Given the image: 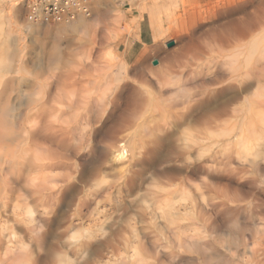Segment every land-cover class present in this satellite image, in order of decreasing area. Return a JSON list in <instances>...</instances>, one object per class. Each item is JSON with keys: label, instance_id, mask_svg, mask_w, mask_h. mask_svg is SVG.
Listing matches in <instances>:
<instances>
[{"label": "bare ground", "instance_id": "1", "mask_svg": "<svg viewBox=\"0 0 264 264\" xmlns=\"http://www.w3.org/2000/svg\"><path fill=\"white\" fill-rule=\"evenodd\" d=\"M190 1L153 0L147 6L153 30H170L187 13H195L193 24L200 18L206 26L199 32L190 28L192 34L186 33L181 47L160 63L148 65L143 50L134 60L132 77L119 78L112 71L120 60L106 63L111 71L108 86L102 87L103 92L100 87L102 93L96 98L91 91L81 97L79 91L85 90L80 89L69 104L52 96L62 102L56 101L57 105L50 102L51 91L37 94L34 89L24 94L22 107L13 100L9 85L0 82V264H37L50 235L60 243L48 254L46 264H117L108 255L121 241L128 247L132 243L133 252L120 253L124 261L120 256L118 264L128 260L146 264L145 255L153 257L154 264H264V227L257 223L261 233L248 232L244 228L248 224H241L246 216L240 222L239 215L246 206L239 213L236 207L243 202L239 197L243 184L237 175L251 176L250 171L264 168V0H233L231 15L221 13V0H214L209 16L198 14L206 4L192 6ZM216 16L217 21H211ZM91 17L81 15L59 25L63 30L74 28V23ZM84 23L78 28H89ZM4 56L10 57V51ZM7 58L0 65L3 69L10 66L5 65L8 60L10 64ZM129 62L120 63L118 70L129 68ZM234 178L241 182L238 191L232 185ZM262 178L257 180L264 183ZM72 189L74 195L66 202ZM113 193L115 202L108 208L104 198ZM190 217L202 224L208 220L207 226L200 225L220 232L217 220L225 218L228 227L223 226L228 230L222 229L227 234L208 237V230L202 236L197 229L181 241L184 256L175 248L182 256L168 251L165 258L158 257L156 252L167 246L160 248V238L152 239L160 236L161 224L157 226L156 220L164 221V230L173 235L184 229ZM117 225L124 227L116 230ZM113 252L111 256H116Z\"/></svg>", "mask_w": 264, "mask_h": 264}, {"label": "rangeland", "instance_id": "2", "mask_svg": "<svg viewBox=\"0 0 264 264\" xmlns=\"http://www.w3.org/2000/svg\"><path fill=\"white\" fill-rule=\"evenodd\" d=\"M152 1L153 0H97V5L95 7L94 14L91 18H86L84 20H80V21L74 23L76 25L73 24L74 28H70V27L67 28L66 27V29L63 30L62 26L59 24H57V25H45V24L32 23L31 21H29L25 17V11H24V7L22 5L21 0H0V51H1L0 52V54H1L0 60L2 59L1 57H3V59L0 62V65L4 64L6 62L5 59L7 58V56L5 57L4 55L6 54L7 51H8V53L10 51V57H8L10 59V64L8 63L9 62L8 58H7L8 61L5 64V65H10L9 66L10 68L9 67L6 68V66L4 65L5 68L3 69L2 68L3 66H0V68H2L0 70V75H2V77H0V78L3 79V80L0 79V82L4 81L5 83H7V85H9L8 88L11 91L13 90L12 91L13 92V96H12L13 100L15 101L16 105L22 106V107L24 106L23 105L24 103H22V102L26 101L24 94H27L29 92V90H34V89H35V91L38 90L37 94H42L45 91L46 92L51 91L50 92V95H51V101L50 102L51 103L55 102L57 105L61 104L62 102L59 103L58 100H56L59 103L58 104L56 101H54L55 98L60 99V100L64 98L63 99L64 101L62 100L63 103L69 104L70 101L75 98V93L77 94V92L80 89H83L87 92V94H84V93H86L85 91L81 90V93L79 91V94H81L80 95L81 97L84 98L85 97L84 95H88V93L94 92L93 94L92 93L91 94L95 95V98H96L97 96H99L103 92V90H105L104 88H107V86H108L107 85L108 82L106 79L109 78V76H110L109 73L111 72V71L109 72L108 66L105 67V65H107L108 62L109 63L114 62L117 64L120 60V62L114 66L112 71L115 74H117L116 72H118L119 78L120 77L122 78V76L123 77H129V75H131V77H132V72L134 71V68L136 67L135 65H137L136 63H134V60L137 58V56L143 50H147L145 52L144 57H145V61L148 65H154L153 61H156V60L158 61V63H160L161 59H163L166 56V54L174 51V48L178 49V47L179 48L181 47L182 43L188 38V35H189L188 32H191L190 34H192L191 29H193L194 32H199L206 26L207 22L201 23L199 20L200 18L196 19L197 24L196 23L193 24L194 22L192 23L191 18H192V15H194L195 13H192V15H191V13H187V14L181 15V17H180L181 20L179 18L178 21H176L178 23L175 22L174 25H176V27L173 26L174 28L171 27L170 30L166 29L167 27H165L164 31H162L164 33H162V32H160L161 34L156 33L155 29L153 30L154 26L152 25V23H149L151 21L150 20L151 17L149 14L150 12L148 13L149 10L147 9V8H149L147 6H150V3ZM194 1H195V3H193ZM194 1L193 0L190 1L192 6H194L198 2L202 6H204L205 4H206L205 6L208 5L207 7H205V6H204V8L202 7L201 8L202 10L200 9V6L197 5V9H199V11L201 10V12L198 14H200L202 16H209L210 15L209 10L213 5L211 2L212 1L214 2V0H210V2H209V0H199V1L194 0ZM207 2H209V3H207ZM209 6H211V7L209 8ZM186 15H188V17ZM196 17H194V18H196ZM217 18H218V16H216L211 21H217ZM189 19H191V21H189ZM198 20H199V22H198ZM80 22L82 24L85 22L84 24L89 25V28L86 27V29H84V30L79 29L78 25H82ZM191 26H194V27L196 26V28H194V27L192 28ZM179 27H181V28H179ZM182 28H183V30L186 29L185 31H187V30L188 31L187 32L181 31ZM61 30H63V31H61ZM154 33L156 34V36H155L156 39L154 38ZM184 33H185V35H187V34L188 35L185 37ZM180 34H182V35H180ZM157 37H159V38H157ZM171 40L172 41L175 40V44L172 47H168L166 43L170 42ZM158 42H160V45H158L159 44ZM5 49L6 50L8 49V50L4 51ZM129 59H130V62H129L130 63L129 68L130 69L127 68L129 71L127 69H126L127 70L126 71L123 68H121L122 71L118 70V69H120L119 68L120 63L122 64L125 60H129ZM87 60H90V61H87ZM95 62L97 63V65ZM120 67H121V65H120ZM83 68H84V70H83ZM223 70L224 69H222V71L219 74H223L222 73ZM98 73H99V75H97ZM61 74L64 76H62ZM121 74H122V76H121ZM59 76L62 77V78H60L61 80L59 79ZM85 76L87 78H85ZM76 77H78V78H76ZM34 78L36 81H34ZM53 78H54V80H57V81L59 79V81L58 82L53 81ZM7 79H8V81H7ZM64 79H66V80H64ZM78 79L80 82L82 81L81 82L82 84L79 82V85L75 86L74 80L76 81ZM51 80L53 83L51 82ZM95 80H99L100 82L98 81V82H95V84H94ZM102 80L104 81V83ZM49 81L51 84L49 83ZM63 81H66V82H64L66 85L64 83H62ZM101 81H102V83H101ZM35 82L38 85H36ZM60 82L62 83V85L60 84ZM48 83H49V85H48ZM55 83H59V84H57L58 86L54 85ZM71 84H73V85H71ZM84 84H85V86H84ZM86 84H88V85H86ZM90 84H91V86H89ZM98 84H99V86H98ZM31 86H32V88H30ZM33 86L34 87L36 86V87L33 88ZM71 86H74L76 88H73ZM80 86H83V87H80ZM111 86H112V84H111ZM100 87L102 89V92L100 91L101 90ZM102 87H104V88H102ZM71 88H72V90L74 89V91L72 92V95H71V91H72ZM96 88H98V90ZM18 92H19V94H18ZM52 92H53V94H52ZM96 93H97V95H96ZM79 94L76 96L80 97ZM54 95H55V98L53 99L52 96H54ZM14 96H15V99L18 98V96H19L20 101H18V99L16 101L14 99ZM23 97H24V100H23ZM26 97H27V95H26ZM67 97H69V100H67L68 99ZM65 99H66V101H65ZM17 103H20V104H17ZM263 112H264V109H263ZM259 115H261V114H259ZM257 116L258 115L256 114V117ZM258 118H260V116ZM253 120H254V118H253ZM254 121H255V123L256 122L258 123V121H256V120H254ZM257 123H256V125H257ZM222 125H224V124L222 123ZM260 125H258V126H260ZM253 171L257 172V174L259 175V178H258V175L256 173H253ZM253 171H250L251 176H247V175H249V173L242 174L241 177H238L241 174L237 175L236 178H240L241 180L237 179L238 180V182H237L236 178H234L232 185L235 186V187L233 186V188L234 189L236 188L237 191L240 188H241L242 192L244 191L243 193H241V191L239 190L240 195H243V197L240 196L239 193H238V195H239L240 199H243V202L239 203L240 207H238L239 205L236 206L237 210H239L238 213L240 211L243 212L242 210H244V209H245V211L247 210L246 212L244 211L245 214L239 213L240 219L242 217L240 222L242 220L244 221L245 216H246V220L244 222H242L241 224L244 225L245 223H247L249 225L250 222H253L254 224L253 223L252 224H253V228L254 227L256 228V229L254 228L255 230L251 228L252 224L249 225V227L251 229L249 228V230H248V225H247V228L244 225V228L247 229L248 232L250 231V233H253L252 230L255 233H261V232H264V228H263L264 226H262V224L264 225V222H263V220H264L263 206L264 205L262 206V203L264 204V193H263L264 192L263 191L264 190V187H263L264 183L262 182L263 183V185H262L260 180L262 177H264V174H261L262 172L264 173V168L262 169V172H261V170H253ZM252 174L255 175V178ZM244 176L246 178H244ZM224 177H227V176H224ZM253 178L255 181H253ZM223 179L226 180L225 178H223ZM242 179H244V180H242ZM251 179H252V181H251ZM257 179H260V180H257ZM235 180H236V182H235ZM239 180L242 181V183ZM253 182H256V183H253ZM240 183L245 185V186H243V185L241 186ZM244 183H246V184H244ZM250 183H252L251 185L254 184L256 186H251ZM238 184L240 185V187ZM232 185H230V186H232ZM249 185L253 189L249 188ZM230 186H228V187H230ZM259 186L260 187L262 186V187L260 188ZM153 187H155V188L157 187L159 189V186L155 185ZM221 187L224 189L225 186L222 185ZM238 187H239V189H238ZM258 187H259V189H258ZM155 188H153V189L156 190ZM233 188H230V189L232 191H234ZM230 189H225V190L230 191ZM245 189L248 193H246ZM249 189L251 190V192L252 191L253 192L251 193ZM255 189L258 191L259 194H257V191ZM260 189H262V190H260ZM253 193L257 194L256 197ZM250 194H251L250 197H247V198L245 197V196H249ZM257 196H258V198H257ZM244 197L246 199L249 198L248 200L245 201V203L246 202L248 203V201L250 200L249 203L253 204V202L256 199H257V202H259L261 200V203L254 202V204L258 208H256L254 204H253L254 207L252 206V204L250 205L249 203H248L249 205L247 203L245 205V203H244L245 198ZM114 199H115V193L104 198V205H106V206H108V208H110V206H112L115 202ZM21 204H23V203H21ZM241 204H242V207H241ZM258 204H260V205H258ZM244 206H246V207L244 208ZM247 206H248V208H250V210L247 208ZM251 206L253 207V209L256 213L253 212V209H251ZM240 208H244V209H240ZM256 209L258 211H256ZM259 209H260V211H259ZM248 210L250 211V214H249ZM257 213H261V215L257 214ZM241 214H243L244 216ZM251 214H252V216H251ZM255 215H256V218H254ZM247 216L248 217L251 216L252 219H251V217L247 218ZM259 216L261 219H259ZM190 218L191 219H187L186 221H184L185 225L184 226L182 225L184 227V229L182 231L180 230V233L184 232L185 236L183 233L180 234L179 231L175 232L176 236L173 232H172L173 235L171 233L166 232L164 230L166 228V227H164V224H165L164 221L158 222L157 221L158 219L156 220L157 226H159L161 224L159 226V228H160L159 233L160 234L158 233L160 236H157L156 234L155 235L152 234V236L154 235L157 237L153 236L155 239L152 237L151 238L153 240H158L160 238V241H157V243L160 242V244L162 241L161 245L158 243L160 248L162 246L163 247L167 246L163 250L159 249V251H162V252L164 250H167V251H164V253L156 252L158 257L161 256V258L163 259V257L165 258V254H169L168 251L171 253L172 252L174 253L175 252L174 250H176V249H177L176 252L181 253L184 256L186 249H185V247L183 248V246L181 245V244H183V242H181V241H183L186 238H189L190 236H192V234H195V232H197V229L199 230L198 232L203 233L202 236L204 234L207 235V233H209L208 237L212 236V235H213L212 237H214V235L215 236L217 234L219 235V233L222 234L224 231H225V234H227V231L222 229L223 223L225 224V226L228 227V224H227V221L225 218L221 219L222 221L224 220L225 222L224 221L222 222L221 220H217V223H218L217 227H219V225H221L219 227V230H222L221 232L218 230H214L215 228L213 229L211 226L206 227L208 224V220L206 222H204L206 224H204V223L202 224L201 222L197 221L196 218H192V217H190ZM257 218H258V220H257ZM254 219L257 222H255ZM189 220H190V222H189ZM192 220L194 223L191 222ZM184 222L182 224H184ZM195 222H196V224H195ZM200 223L202 225H206V226H202V225H200ZM257 223L259 225L262 223L260 225L263 228L261 232H259L260 231L259 229H261V227L258 226ZM255 224H257V226L260 228H257L255 226ZM188 225H191L190 227L193 226L192 228H194V229L192 230ZM194 225H197L198 228H195ZM198 225H200V226H198ZM119 226L121 228H119ZM119 226L118 225L115 226L116 227L115 229L121 230L122 227H124L121 225H119ZM225 226H223V228ZM209 227H211V228H209ZM227 227H225V228L228 230ZM188 228H190V229H188ZM154 229H157V228L155 227ZM185 229H187V231ZM212 229H213V232H212ZM82 230L84 231V234H82V235L85 236L86 231L84 228ZM200 230H202V231H200ZM207 230L209 232L205 233L204 231H207ZM161 231H162V233H161ZM247 231L244 230V232H247ZM188 232H190V234H188ZM177 233H179V234H177ZM127 235H129V234H127ZM179 235H181V236H179ZM186 235H188V236L186 237ZM148 237L150 238V236H148ZM56 238H57L56 235H50L48 237V239H46L45 246H44L45 248L43 251L44 253H42L40 255L39 259L36 262L37 264H46L48 254L52 253V251L55 250L58 247L57 245L60 243V241L57 240L58 238L57 239ZM156 238H158V239H156ZM170 239H171V241H170ZM167 240H168V242H167ZM123 242L121 241L118 243V246H116V249L114 250V252L112 250V252L115 253L116 256L114 254H112V256H113V258H112V256H111L112 252L110 253V255H108L110 257V259L116 260L115 261L116 263L121 262V260L124 261V259H122L123 254L127 255L126 253L132 254L131 252H133V251H131V249L133 247L132 248L130 247V244L132 245V243L129 244V247H130L129 248L127 243L126 242L123 243ZM125 243H126V245H125ZM178 247L183 249L182 250L183 253L180 252L181 250L180 251L178 250V249H180ZM117 249H118V251H117ZM169 249H171V251ZM116 251L119 253H117ZM120 253L121 254L123 253L122 256ZM178 253H176L177 256L180 255ZM186 254H187V252H186ZM120 256H121V260H120ZM147 256L148 255H145L146 258L143 256L144 262L145 263L147 262L146 264H154L153 263V261H154L153 257L148 256L149 258H147ZM180 256H182V255H180ZM128 261L130 262L131 260H128ZM128 261H127V264L129 263ZM132 262L133 261H131L130 264H134V262L133 263ZM110 263H111V261H110ZM139 263H141V262H139Z\"/></svg>", "mask_w": 264, "mask_h": 264}, {"label": "built area", "instance_id": "3", "mask_svg": "<svg viewBox=\"0 0 264 264\" xmlns=\"http://www.w3.org/2000/svg\"><path fill=\"white\" fill-rule=\"evenodd\" d=\"M25 17L32 23L57 25L81 15L91 17L97 0H21Z\"/></svg>", "mask_w": 264, "mask_h": 264}, {"label": "snow or ice", "instance_id": "4", "mask_svg": "<svg viewBox=\"0 0 264 264\" xmlns=\"http://www.w3.org/2000/svg\"><path fill=\"white\" fill-rule=\"evenodd\" d=\"M233 8H234L233 0H221V2L219 4V10L221 13L227 12L230 15L234 14ZM249 21L254 22V17H249ZM238 26L241 28L243 27L242 24H239ZM74 191H75L74 189L68 191V193L66 194V202H67V200H70L73 197Z\"/></svg>", "mask_w": 264, "mask_h": 264}, {"label": "water", "instance_id": "5", "mask_svg": "<svg viewBox=\"0 0 264 264\" xmlns=\"http://www.w3.org/2000/svg\"><path fill=\"white\" fill-rule=\"evenodd\" d=\"M174 44H175V41H170V42L168 43V46L171 47V46H173Z\"/></svg>", "mask_w": 264, "mask_h": 264}]
</instances>
